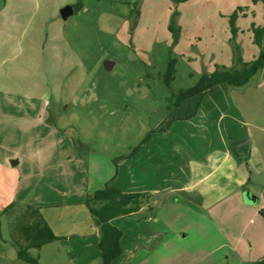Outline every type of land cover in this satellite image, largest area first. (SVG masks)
Segmentation results:
<instances>
[{"label":"rangeland","instance_id":"374dc122","mask_svg":"<svg viewBox=\"0 0 264 264\" xmlns=\"http://www.w3.org/2000/svg\"><path fill=\"white\" fill-rule=\"evenodd\" d=\"M76 3L82 9L63 20L60 9ZM229 8L248 14L247 19L241 15L245 28L251 29L252 21L264 25L263 5L252 0H0V157L3 160L13 152L22 160H59L63 145L67 149L71 145L73 160L90 154L115 159L131 154L180 93L198 81L199 71L183 51L192 47L197 56L206 43L205 22L212 24L206 21L208 16ZM175 12L180 37L173 45L169 25ZM230 44L233 48L231 40ZM171 60L173 78L165 81ZM201 60L205 62L203 56ZM105 62L113 64L111 69ZM231 95L255 126L252 131L264 151L263 75L232 87ZM51 126L65 141L59 143L55 134L48 133ZM251 183L245 195L257 205L264 203V172L254 175ZM31 184L38 194L47 188L61 189L58 180H43L40 172L33 174ZM178 215L161 214L167 235L179 228L169 224ZM181 215L188 217L183 231L189 238L243 232L240 264L264 259V243L258 244L255 230L259 217L249 216L230 229L222 222L204 223L205 214ZM10 233L3 228V237H12ZM0 244L9 253L17 250L12 243ZM57 248L52 243L45 249V264H62ZM37 251L30 253L36 257ZM214 264L238 263L226 259Z\"/></svg>","mask_w":264,"mask_h":264},{"label":"crops","instance_id":"0c3cea01","mask_svg":"<svg viewBox=\"0 0 264 264\" xmlns=\"http://www.w3.org/2000/svg\"><path fill=\"white\" fill-rule=\"evenodd\" d=\"M234 11L229 8L208 16L206 21L211 20L212 24L205 22L206 43L197 56L192 47L183 51L189 54L185 58L194 64L200 76L187 89L216 68L239 67L230 44L229 16ZM242 14L245 19L249 17L246 12L238 13L236 43L242 46L239 58L249 63L256 58L259 48L254 43L253 21L251 29L245 28L240 22L244 19ZM190 42L188 46L192 45ZM260 73L264 81V70ZM232 87L221 84L185 98L178 97L156 129L131 154L118 159L90 154L84 160L76 156L73 160L71 145L59 149L61 160H22L13 152L3 160L0 157V243L15 244L20 240L25 243L21 235L23 225L41 216L59 238L38 249L36 257L41 264H45L47 256L43 253L52 243L57 244L56 257L62 264H103L100 222L90 213L85 200L108 185L124 193H148L150 205L157 209V216L146 220L124 216L112 220L123 234L121 255L112 264H214L226 259L240 264L243 232L237 236L214 232L212 236L189 238L183 231L188 217L181 215L205 214L204 223L222 222L230 229L233 224L242 225L249 216L259 217L255 230L258 244L264 243V233H260L264 229L260 213L264 203L257 205L256 200L245 195L254 175L264 172V151L258 147L252 131L255 126L233 99ZM47 131L61 143L60 132L52 126ZM35 172H40L43 180H58L61 189L47 188L38 194L31 184ZM164 212H180L169 223L179 228L169 229V235L162 231ZM142 213L145 207L138 214ZM5 227L12 237L2 236ZM162 255L169 259H163ZM0 264L30 263L20 260L17 250L9 253L0 249Z\"/></svg>","mask_w":264,"mask_h":264},{"label":"trees","instance_id":"16d2710c","mask_svg":"<svg viewBox=\"0 0 264 264\" xmlns=\"http://www.w3.org/2000/svg\"><path fill=\"white\" fill-rule=\"evenodd\" d=\"M252 2H261L264 9V0H252ZM73 7L75 10L74 14H76L83 6L81 3H76ZM176 15V12L173 13V19L169 25L173 45L178 43L180 37L179 30H177L174 24ZM237 18V11H234L233 14L229 16L232 34L231 43H233V50L236 55L235 60L239 67L231 69L216 68L213 73L202 76L197 85L190 89L183 90L179 97L185 98L191 94L204 92L213 86L221 84L243 86L247 84L254 75L264 70V26L256 27L253 25L254 43L259 48V53L253 61L244 63L239 58L240 48L236 43L238 31L236 26ZM173 72L174 60H171L164 76L166 79L165 81L172 80ZM149 201L150 196L148 193H124L108 185L87 196L85 205L90 213L100 222L99 249L102 253L103 264H112L120 257L122 252L121 238L123 234L117 226L112 224V220L121 216L138 221L156 217L157 209L150 205ZM143 207H145V213L138 214ZM260 213L264 217V210ZM21 235L25 243L16 241L14 244L17 248L18 258L30 264H39L38 258L31 256V249L38 250L42 246L59 239L41 216L33 218V221L29 224L23 225ZM257 264H264V259Z\"/></svg>","mask_w":264,"mask_h":264},{"label":"water","instance_id":"95a60500","mask_svg":"<svg viewBox=\"0 0 264 264\" xmlns=\"http://www.w3.org/2000/svg\"><path fill=\"white\" fill-rule=\"evenodd\" d=\"M75 13L73 5H66L60 9V16L63 20L67 21ZM113 64L111 62H105L106 69H111Z\"/></svg>","mask_w":264,"mask_h":264}]
</instances>
